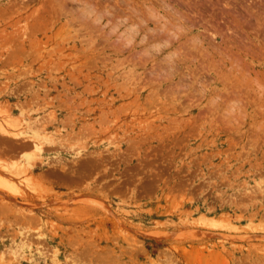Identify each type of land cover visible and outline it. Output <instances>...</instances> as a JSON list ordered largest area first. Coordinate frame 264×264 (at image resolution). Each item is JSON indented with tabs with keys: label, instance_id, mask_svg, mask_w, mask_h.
I'll return each mask as SVG.
<instances>
[{
	"label": "rangeland",
	"instance_id": "rangeland-1",
	"mask_svg": "<svg viewBox=\"0 0 264 264\" xmlns=\"http://www.w3.org/2000/svg\"><path fill=\"white\" fill-rule=\"evenodd\" d=\"M0 122L16 264H264V0H0Z\"/></svg>",
	"mask_w": 264,
	"mask_h": 264
},
{
	"label": "bare ground",
	"instance_id": "bare-ground-1",
	"mask_svg": "<svg viewBox=\"0 0 264 264\" xmlns=\"http://www.w3.org/2000/svg\"><path fill=\"white\" fill-rule=\"evenodd\" d=\"M4 116H6V115H4ZM5 118H8V117L6 116ZM2 122H3V120H2ZM14 123H17V122H14ZM26 125L27 124L23 123V126L19 127V125L18 126H14V125L12 126V125H8V123H7V125H5V124L0 122V138L9 139V140H13V141H21L23 144L24 143H30L32 148L40 149L42 147L41 143L38 142L34 136L32 137L27 132L29 130L30 126L29 125L26 126ZM13 168H14L13 171L9 174H0V189L5 190V191H9V192L14 193V194H17L21 190V187L25 188V189H29V190H36L38 188V186H36L35 184L32 183L30 172L26 170V167L17 163V166H15ZM16 177L23 179L22 183L17 182L20 185L16 183V179L13 180ZM18 181H19V179H18ZM21 181L22 180H20V182ZM209 223L212 224L214 222H209ZM18 246H19L18 250L15 251L14 255L12 257H9V258L7 257V254H3L1 251L0 261H3V262L7 261L8 264H16L18 257H19V256H16V253H18L19 251H23V250L29 252V250H30L26 241L21 242V244H19ZM6 257H7V260H6Z\"/></svg>",
	"mask_w": 264,
	"mask_h": 264
},
{
	"label": "crops",
	"instance_id": "crops-1",
	"mask_svg": "<svg viewBox=\"0 0 264 264\" xmlns=\"http://www.w3.org/2000/svg\"><path fill=\"white\" fill-rule=\"evenodd\" d=\"M29 148L27 147H23V148H21L18 152H17V155H16V158L14 159V160H16V159H18V158H20L21 156H22V154H23V152L24 151H27ZM0 159H5L6 161H8V162H11V161H14V160H8V159H10L9 157H0ZM38 166H36L35 168H37ZM35 170V169H34ZM34 172V171H33ZM35 174V173H34Z\"/></svg>",
	"mask_w": 264,
	"mask_h": 264
}]
</instances>
